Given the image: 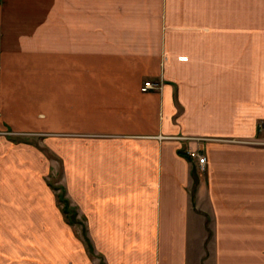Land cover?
<instances>
[{
	"label": "crops",
	"instance_id": "obj_1",
	"mask_svg": "<svg viewBox=\"0 0 264 264\" xmlns=\"http://www.w3.org/2000/svg\"><path fill=\"white\" fill-rule=\"evenodd\" d=\"M0 264H264V0H0Z\"/></svg>",
	"mask_w": 264,
	"mask_h": 264
},
{
	"label": "built area",
	"instance_id": "obj_2",
	"mask_svg": "<svg viewBox=\"0 0 264 264\" xmlns=\"http://www.w3.org/2000/svg\"><path fill=\"white\" fill-rule=\"evenodd\" d=\"M162 88V84L160 82L153 81L151 79H147L141 85L140 90L142 92H151L160 90ZM189 156L194 159L199 167H203L207 162V156L202 153L199 149H190L188 150Z\"/></svg>",
	"mask_w": 264,
	"mask_h": 264
},
{
	"label": "rangeland",
	"instance_id": "obj_3",
	"mask_svg": "<svg viewBox=\"0 0 264 264\" xmlns=\"http://www.w3.org/2000/svg\"><path fill=\"white\" fill-rule=\"evenodd\" d=\"M251 141H253V142H251L250 143V145L251 146H255V142H256V140H251ZM195 149H198V148H195ZM199 150H201V149H199ZM202 153H204L203 151H202ZM206 156H207V154L206 153H204ZM189 155V154H188ZM190 157V156H189ZM191 158V157H190ZM192 159V158H191ZM194 160V159H193ZM195 161V160H194ZM207 162H208V156H207ZM207 162H206V164L203 166V167H200V171L202 172V174H206L207 175V171H206V166H207ZM196 178V182L198 181L199 182V184L200 183H203V186H204V190L205 191H208L209 190V187L211 186V182H210V179L209 178H211V177H195ZM196 185H195V189L198 187V185L199 184H197V183H195ZM52 188H54L56 191H57V193L59 194V195H63V188L60 186V185H55V184H49ZM202 251V250H201ZM208 252V249H207V247L204 249V251L203 252H201V255L203 256L204 254H205V257L207 256V253Z\"/></svg>",
	"mask_w": 264,
	"mask_h": 264
}]
</instances>
